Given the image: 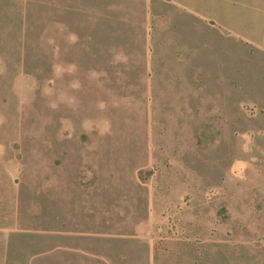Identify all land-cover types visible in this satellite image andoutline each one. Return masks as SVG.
Instances as JSON below:
<instances>
[{
    "label": "rangeland",
    "instance_id": "374dc122",
    "mask_svg": "<svg viewBox=\"0 0 264 264\" xmlns=\"http://www.w3.org/2000/svg\"><path fill=\"white\" fill-rule=\"evenodd\" d=\"M257 2L0 0V264H264Z\"/></svg>",
    "mask_w": 264,
    "mask_h": 264
},
{
    "label": "crops",
    "instance_id": "0c3cea01",
    "mask_svg": "<svg viewBox=\"0 0 264 264\" xmlns=\"http://www.w3.org/2000/svg\"><path fill=\"white\" fill-rule=\"evenodd\" d=\"M260 1V3H259ZM257 14H256V25H255V36L254 33L250 30H246L243 26L242 36L248 42H256L258 52L264 54V0H258L257 2ZM243 21H245L243 19Z\"/></svg>",
    "mask_w": 264,
    "mask_h": 264
}]
</instances>
